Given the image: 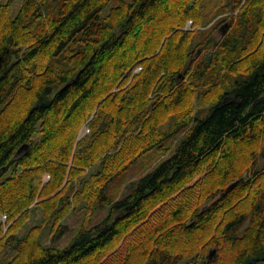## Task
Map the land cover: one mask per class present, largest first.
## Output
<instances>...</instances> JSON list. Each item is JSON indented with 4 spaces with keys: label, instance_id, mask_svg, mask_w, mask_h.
I'll return each instance as SVG.
<instances>
[{
    "label": "trees",
    "instance_id": "trees-1",
    "mask_svg": "<svg viewBox=\"0 0 264 264\" xmlns=\"http://www.w3.org/2000/svg\"><path fill=\"white\" fill-rule=\"evenodd\" d=\"M111 1L0 0V264L264 261V0Z\"/></svg>",
    "mask_w": 264,
    "mask_h": 264
},
{
    "label": "rangeland",
    "instance_id": "rangeland-1",
    "mask_svg": "<svg viewBox=\"0 0 264 264\" xmlns=\"http://www.w3.org/2000/svg\"><path fill=\"white\" fill-rule=\"evenodd\" d=\"M129 1V0H128ZM21 0H14L13 2V10L11 11L12 15L14 16V14L17 12V8L20 6ZM114 3V0H112L110 2V5H108L103 11L102 14H106L109 10V8L111 7V5ZM220 16V15H219ZM218 16V17H219ZM217 18V17H216ZM215 18V19H216ZM214 19V20H215ZM213 20V21H214ZM212 21V22H213ZM209 23L208 26L210 24ZM222 24L218 25V27L215 29V33L217 35H219L222 32ZM187 29L191 28V21L188 20L187 21ZM141 70L140 65H136L134 67V69L132 70V74L133 73H137ZM190 98L194 101H196L197 98H195L194 95L190 96ZM88 132V128H86V126H82V131L81 134H85ZM264 144V142L261 139V142H256L254 144H252L251 148H260L262 145ZM246 149V146H241L240 148H238L237 150H235V156L239 155L240 152L244 153ZM169 154V153H168ZM168 154H164V153H160L158 150L153 149L147 153H145L144 155H142L140 158H138L122 175H120L116 180V182L112 183V185L110 186L107 195H109L110 197H117V198H122L123 196L129 194L132 189H133V185L135 184L134 182L145 172L151 170L157 163L161 162L162 160H164L165 158L168 157ZM238 158V156L236 157ZM49 176L46 175V179ZM264 178V177H262ZM264 180V179H263ZM239 200H243L244 199V193L238 195L237 197ZM105 209H96L93 212L90 213V215L85 216V212L84 210H76L73 212H70L63 220L62 223L68 225L69 230L68 232H66L57 242H55V246L59 247V248H64L72 239V237L77 233L79 227L82 226H90V225H94L97 224L98 222L101 221V219L104 217L105 215ZM36 216H39V212H36ZM0 220L2 222H5V216L4 215H0ZM34 224V222L32 221H28V224L24 227V228H20L19 231L17 232V235H22L25 230L30 226ZM143 238V237H142ZM141 238V239H142ZM184 236L182 234H179L177 239L179 240V242H181L183 240ZM204 239V238H203ZM201 239V240H203ZM137 241V240H131L128 244L129 247H133V243ZM178 242V243H179ZM46 243L49 244V240H46ZM148 244H152L151 242H148ZM179 245V244H177ZM136 247L133 248H128L125 249L124 252L122 253V255L120 256L119 260L117 261L116 264H123L124 260H125V264H133L136 263L137 264V260L140 258L139 255V250ZM213 251V249H209L208 253ZM4 252L7 254V256H10L13 254V252L8 251V249L6 248L4 250ZM129 252V253H128ZM212 255H210V257H213V255L215 254V251L213 253H210ZM3 258V256L1 257ZM140 261H142V259H140ZM183 264V263H180ZM257 264H264V261H260Z\"/></svg>",
    "mask_w": 264,
    "mask_h": 264
},
{
    "label": "water",
    "instance_id": "water-1",
    "mask_svg": "<svg viewBox=\"0 0 264 264\" xmlns=\"http://www.w3.org/2000/svg\"><path fill=\"white\" fill-rule=\"evenodd\" d=\"M235 185V182L231 183L227 188H226V191H229L231 190Z\"/></svg>",
    "mask_w": 264,
    "mask_h": 264
}]
</instances>
